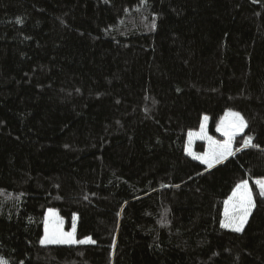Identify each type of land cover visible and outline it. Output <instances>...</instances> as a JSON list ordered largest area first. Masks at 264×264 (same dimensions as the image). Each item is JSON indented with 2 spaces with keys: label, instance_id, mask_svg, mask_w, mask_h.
<instances>
[{
  "label": "trees",
  "instance_id": "trees-1",
  "mask_svg": "<svg viewBox=\"0 0 264 264\" xmlns=\"http://www.w3.org/2000/svg\"><path fill=\"white\" fill-rule=\"evenodd\" d=\"M226 110L247 124L233 155L189 157L188 131L207 115L218 136ZM258 178L264 0H0L7 264H264ZM242 180L254 207L235 232L220 221ZM47 208L94 243L42 245Z\"/></svg>",
  "mask_w": 264,
  "mask_h": 264
},
{
  "label": "snow or ice",
  "instance_id": "snow-or-ice-1",
  "mask_svg": "<svg viewBox=\"0 0 264 264\" xmlns=\"http://www.w3.org/2000/svg\"><path fill=\"white\" fill-rule=\"evenodd\" d=\"M143 3V0H142ZM19 22V21H18ZM208 117H203V121H207ZM247 124L243 116L239 112L227 111L221 120L217 123L216 130L225 137L223 141H217L207 135L205 124L202 122L199 132H189V144L191 139L197 137L208 141V150L199 157L201 163H206L212 167L214 163H219L228 156L233 155L232 142L233 138L240 133ZM251 143V138L245 141L243 146L247 147ZM255 146V145H252ZM191 155L190 149H186ZM239 151V149H237ZM255 183L259 187L260 196L264 197V180H256ZM254 207L252 191L249 188L247 180H242L236 184L232 194L224 201L223 218L220 221L221 228H228L235 232H241L248 220L249 214ZM55 217V212L49 209L48 215L45 217V235L40 240L44 244H86L94 243L90 238L84 240H75L73 233L64 234L59 230V222L50 220ZM75 219V217H74ZM0 264H7V261L0 258Z\"/></svg>",
  "mask_w": 264,
  "mask_h": 264
},
{
  "label": "rangeland",
  "instance_id": "rangeland-1",
  "mask_svg": "<svg viewBox=\"0 0 264 264\" xmlns=\"http://www.w3.org/2000/svg\"><path fill=\"white\" fill-rule=\"evenodd\" d=\"M149 27V26H148ZM147 27V28H148ZM227 111H229V110H226L225 112H227ZM230 111H233V110H230ZM225 112H224V114L220 117V119H219V121L221 120V118L225 115ZM233 112H236V111H233ZM205 116H207V115H203L202 116V118H201V121H200V124H199V126H198V128L197 129H195V130H190V131H188V133L189 132H199L200 131V126H201V123L203 122L204 124H205V131L207 132V135L208 136H210V137H212V139H214V140H217V141H223L224 139H225V137L223 136V135H221V133L220 132H218L217 130H216V126H217V124H216V126H215V131H216V133L218 134V136L217 135H213V134H211L210 133V131H209V128H208V124H209V117H208V120L207 121H203V117H205ZM218 121V122H219ZM188 133H187V135H186V140H185V146H184V151H185V153L189 156V157H191V158H193V159H195V160H197V161H199L200 163H201V161L199 160V159H196V158H194V157H199V156H202L207 150H208V147H209V145H208V141L206 140V139H200V138H197V137H193L192 139H191V144H189V135H188ZM241 133V132H240ZM240 133H238L237 135H239ZM186 149H190V151H191V155L189 154V151L188 150H186ZM232 150H233V142H232ZM203 165H205V166H208L206 163H202ZM216 164V163H215ZM256 180H264V178H258V179H256ZM255 180V181H256ZM249 184V183H248ZM258 186V185H257ZM249 188H250V186H249ZM259 188V187H258ZM251 190V189H250ZM233 191V190H232ZM232 194V192L230 193V195ZM229 195V196H230ZM253 195V194H252ZM228 196V197H229ZM228 197L226 198V199H228ZM253 202H254V198H253ZM49 209H51V210H53L54 212H55V217H50V220H53V221H58L59 222V230L62 232V233H64V234H67V233H73V235H74V239L75 240H84V239H86V238H89V237H86V238H82V239H78L77 237H76V222H77V218H76V216H74L75 217V219H74V217L72 218V220H71V222H70V224L67 226V224H66V222H65V220L60 216V214H59V212L57 211V209H55V208H47L46 210H45V213H44V217H43V225H42V229H43V231H42V237H41V239L44 237V235H45V217H46V215H48V213H49ZM253 209V208H252ZM223 211H224V205H223V210H222V218H223ZM251 213V212H250ZM250 215V214H249ZM228 229V228H227ZM40 239V240H41ZM91 240V239H90ZM92 241V240H91ZM45 245H47V244H45ZM63 245H69V244H63Z\"/></svg>",
  "mask_w": 264,
  "mask_h": 264
},
{
  "label": "crops",
  "instance_id": "crops-1",
  "mask_svg": "<svg viewBox=\"0 0 264 264\" xmlns=\"http://www.w3.org/2000/svg\"><path fill=\"white\" fill-rule=\"evenodd\" d=\"M214 164H215V163H214ZM214 164H213V165H214ZM208 167H209V166H208Z\"/></svg>",
  "mask_w": 264,
  "mask_h": 264
}]
</instances>
